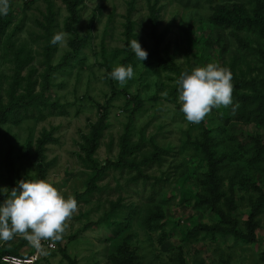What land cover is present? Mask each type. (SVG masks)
Listing matches in <instances>:
<instances>
[{
  "label": "rangeland",
  "instance_id": "1",
  "mask_svg": "<svg viewBox=\"0 0 264 264\" xmlns=\"http://www.w3.org/2000/svg\"><path fill=\"white\" fill-rule=\"evenodd\" d=\"M30 1L9 0L7 14L0 15L4 29L0 101H7L6 92L14 81L12 52L5 49L12 45L11 51L23 49V54L32 57L21 76L30 75L36 94L47 80L46 107L40 108L42 120L32 110L0 124V188L9 190L21 179H37L21 152L27 147L34 156L37 139L51 132L53 142L44 151L45 180L65 197H74L78 206L66 220L56 250L46 252L37 264H69L61 250L74 264H264V170L244 166L237 152V141L246 137L264 140V124L234 120L233 102L212 108L199 123L186 121L179 110V94L172 93L178 78L159 68L169 58L189 73L207 63L223 68L233 65L232 92L253 94L255 87L264 95L261 65L235 36L250 47L264 41L214 19L219 7L242 6L250 13L254 4L250 0H84L78 8L79 22L67 28L62 0H48L54 20L46 31V1ZM152 16L158 22L154 34ZM56 32L65 33L64 44L50 43ZM134 38L148 53L142 64L127 46ZM73 39H85L86 44L76 58L67 57L66 62ZM47 46L49 65L58 67L49 76ZM129 64L134 75L125 84L110 77L115 66ZM113 88L117 95L107 105ZM135 95L141 102L137 109L132 103ZM105 107V127L91 157L97 167L117 161L124 134L132 149L128 159L139 162L152 155L154 147L166 154L159 162L141 166V180H132L134 171L110 169L95 181L97 190L86 193L94 172L82 150L83 137L89 136ZM203 128L208 130L219 161L224 197L217 207L236 222L243 235L248 234L251 219L253 244L201 230L219 224L215 212L200 204L207 196L202 184L206 170L198 161L194 143L202 140ZM21 239L25 240L23 235L0 241V247Z\"/></svg>",
  "mask_w": 264,
  "mask_h": 264
},
{
  "label": "trees",
  "instance_id": "2",
  "mask_svg": "<svg viewBox=\"0 0 264 264\" xmlns=\"http://www.w3.org/2000/svg\"><path fill=\"white\" fill-rule=\"evenodd\" d=\"M33 1V0H32ZM30 1V2H32ZM46 1V11L47 15L45 18L46 27L45 30L48 31L49 26L54 20L53 5L50 1ZM254 4V9L249 13L242 6L238 7H219L217 10V15H215V20L221 24L226 25V27H234L238 30L250 32L256 34L259 38L264 41V0H250ZM84 0H62V3L67 12V17L65 19V26L70 28L71 26L77 24L80 20L78 14V8L83 4ZM158 22L155 16L151 17V29L152 33H155V28ZM128 32L129 29L127 28ZM3 26H0V36L3 34ZM128 34V33H127ZM236 40L240 46L248 50L251 54L257 57L259 64L264 73V42L261 45L257 43L256 47H250L247 42L239 37L235 36ZM155 41H160V38H154ZM86 40L79 41L78 39H73L69 41V47L71 49V54H67L65 61L67 62V57L76 58L80 48L85 46ZM6 51L12 52V63L14 66V81L6 92L7 101L5 103L0 101V124L6 123L8 120L15 117L17 113H31L32 110H36L38 118L43 119V115L40 108H45L46 104L44 102L45 89L47 88V80H44V86H42V91L38 94L34 92L33 84L30 82V75L27 77L21 76L23 68L30 64L32 57L28 54H23V49H18L16 51H11L13 49L12 45H7ZM51 50L49 47L44 48L45 63L47 65L46 76H49L58 67H51L49 65V56ZM161 72L169 73L174 75L176 78H180L183 72L172 60H165L160 65ZM233 65L226 67L231 73ZM108 69V68H107ZM109 70V69H108ZM107 70V71H108ZM30 73V72H29ZM24 82V85L21 84ZM253 94H239L238 92H232V102L234 110V120H243L245 123H251L256 121L258 124H264V95L261 92H257L255 87L251 88ZM111 97L107 100L108 105L110 101L116 97L117 92L113 88L111 89ZM172 93H178V87H174ZM134 108H139L141 105L139 95H135L132 99ZM225 107V106H224ZM233 112V111H232ZM107 117V108L105 107L100 115L98 123L91 126V133L87 137H83L84 145L82 146L83 152L86 154L88 161L92 163L91 169L94 172L92 178L88 181L86 186V193L96 191L95 181L99 180L108 170H123L128 169L134 171L135 175L132 178L133 181L141 180L143 175L141 174L140 168L146 164L152 162H159L161 156L166 154V151L154 147L152 155L147 158H143L139 162H135L133 159H128L129 155L132 154L131 147H128L127 135L124 134L121 137L120 152L116 162L107 163L101 167H97L91 160L94 152L98 147L99 138L101 136L102 130L105 127V120ZM226 121H228L226 117ZM201 122V121H200ZM236 140V139H235ZM237 141V140H236ZM53 142L52 133H43L39 139L36 141L34 156L29 153L26 147L24 151L21 152V156L34 167L37 179H45L46 164L44 163V151L45 147ZM194 150L198 154V161L201 163L203 168L206 170L203 176V186L205 187L206 195L204 199L200 200V204H207L211 210L215 212L218 217L219 224L212 227H201V230L208 231L210 233H220L229 234L235 240L244 242L246 244H253L255 242L253 223L248 220V234L243 235L236 227V222L221 213L220 208L217 207L218 202L224 197V193L220 189L221 179L218 176L219 172V161L215 157L214 145L211 137L208 134V130L203 128L202 140L194 143ZM237 152L241 155V162L244 166H250L254 169H263L264 165V140L258 137H246L245 141H237ZM235 154V153H234ZM10 168V164L7 165V169ZM14 187L12 185L9 190ZM8 193L2 197L7 198ZM2 201V200H0ZM115 211V206L111 207V212ZM255 208L252 209V216H254ZM223 223V224H222ZM55 245L59 240H52ZM26 241L21 239L19 243L12 244L7 247L6 244L0 247V257L2 255H15V256H28L32 253V250H25L21 252V249L26 245ZM57 246V245H56ZM63 259L68 260L69 264H74L70 261L64 250L60 251ZM1 264V263H0Z\"/></svg>",
  "mask_w": 264,
  "mask_h": 264
},
{
  "label": "clouds",
  "instance_id": "3",
  "mask_svg": "<svg viewBox=\"0 0 264 264\" xmlns=\"http://www.w3.org/2000/svg\"><path fill=\"white\" fill-rule=\"evenodd\" d=\"M9 0H0V15L7 14ZM65 33L56 32L51 37L53 45L64 44ZM142 64L148 53L142 49L136 38L127 45ZM120 85L133 75L131 64L117 65L109 73ZM180 112L184 119L199 123L212 108L232 103L231 73L215 63L195 67L181 73L177 80ZM0 241H9L16 235H23L37 250L43 240H59L65 229V222L77 210L74 197H65L53 184L45 179H21L8 190L0 188Z\"/></svg>",
  "mask_w": 264,
  "mask_h": 264
},
{
  "label": "built area",
  "instance_id": "4",
  "mask_svg": "<svg viewBox=\"0 0 264 264\" xmlns=\"http://www.w3.org/2000/svg\"><path fill=\"white\" fill-rule=\"evenodd\" d=\"M29 249L32 250V253L29 254L28 256H15L8 254L2 255L0 257V263L1 264H37L39 261H41L44 258L46 252L55 251L56 245L52 240H43L41 241L40 249L37 250L35 247L31 246L27 241L26 250Z\"/></svg>",
  "mask_w": 264,
  "mask_h": 264
}]
</instances>
